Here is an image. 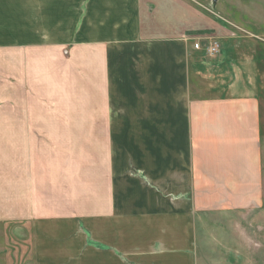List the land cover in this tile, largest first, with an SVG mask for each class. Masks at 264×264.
<instances>
[{
	"label": "crops",
	"instance_id": "obj_1",
	"mask_svg": "<svg viewBox=\"0 0 264 264\" xmlns=\"http://www.w3.org/2000/svg\"><path fill=\"white\" fill-rule=\"evenodd\" d=\"M23 1L0 0L2 27L7 29L15 13L11 26L20 29ZM44 1L53 8L55 0ZM115 1V7L108 0L85 2V28L73 41L57 37L0 44V222L31 226L116 216L121 176L116 175L112 134V49L124 42L137 52L131 79L138 130L151 124L156 145L171 159L163 169L160 157L154 158L157 195H172L180 203L182 195L195 193L202 207L223 205L226 195L243 209L261 201L260 101L246 88L223 93L227 90L219 82L224 68L235 78L227 89L239 86L237 69L252 84L257 62L249 53L226 49L207 69L220 77L206 83L203 59L196 56L201 50L183 42L182 25L169 26L162 9L149 8L148 0H122V18L109 19L105 14L117 8ZM62 6L64 18L69 7ZM54 15L49 22L57 25ZM120 19L130 28L118 26L112 36L105 34L104 22ZM123 47L128 46L120 45L119 53ZM191 64L194 73L188 70Z\"/></svg>",
	"mask_w": 264,
	"mask_h": 264
},
{
	"label": "rangeland",
	"instance_id": "obj_2",
	"mask_svg": "<svg viewBox=\"0 0 264 264\" xmlns=\"http://www.w3.org/2000/svg\"><path fill=\"white\" fill-rule=\"evenodd\" d=\"M63 1L55 0L52 9H47L44 0L23 1L20 29L11 26L15 24L13 13L7 19V29L0 23V44L18 40L49 42L57 37L71 41L81 38L85 28L81 24L85 5L90 0ZM108 1L115 7V0ZM122 2L118 0L117 8L108 10L105 17L111 19L118 15L122 18L126 12ZM148 2L149 8L162 9L169 26L175 23L183 26V42L192 46L200 43L202 47L215 40L223 42V48L220 47L214 56L204 48L196 55L203 59L206 83L212 84L217 80L215 77L222 76L219 82L223 80L222 87L227 90L223 93L240 94L242 89H248L260 101L264 118V0ZM62 4L69 7V15L64 18L59 15ZM89 10L94 13V7ZM54 13L57 25L49 22ZM104 26L105 34L110 36L112 30L117 32L118 26L119 30L120 26L121 29L130 28L125 19L109 20ZM129 44H119L128 46L122 48V53H119V46L112 49V134L116 175L121 176L117 180V200L121 206L116 216L110 220H59L31 226L13 221L0 222V264H264V186L261 201L244 209L227 195L229 200H224L218 207H202L200 202L198 205L195 193L194 199L189 194L182 195L184 200L180 203H175L172 195H157L154 158L160 157L163 169L170 166L171 159L168 151L163 152L164 147L156 145L151 124L138 130V101L131 79L137 52L134 49L132 53ZM231 47L239 55L249 53L257 62L258 70L254 71L257 74L253 76L252 84L245 83L237 69L234 73L239 75L236 78L239 86L227 89L235 78L231 79L226 69L221 68L220 76L207 72L213 67L212 60L224 55L226 49L230 51ZM188 70L194 73V65L191 64ZM181 131L184 139V125ZM159 132L161 135L168 133L166 130ZM262 141L264 168V133ZM165 145L169 149L167 142Z\"/></svg>",
	"mask_w": 264,
	"mask_h": 264
},
{
	"label": "built area",
	"instance_id": "obj_3",
	"mask_svg": "<svg viewBox=\"0 0 264 264\" xmlns=\"http://www.w3.org/2000/svg\"><path fill=\"white\" fill-rule=\"evenodd\" d=\"M194 47L197 49V50H200V48L202 49V48H204V49H206L207 50V52L210 54V55H212V56H214V54H217L218 52H219V48L221 47V43H220V41L219 40H215V41H213V42H209L206 46H203L202 47V45L200 44V43H196L195 45H194Z\"/></svg>",
	"mask_w": 264,
	"mask_h": 264
}]
</instances>
